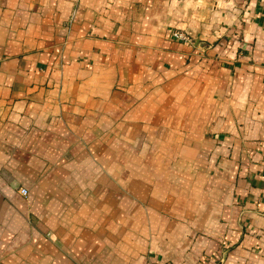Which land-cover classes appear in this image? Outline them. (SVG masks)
Here are the masks:
<instances>
[{
  "label": "crops",
  "instance_id": "0c3cea01",
  "mask_svg": "<svg viewBox=\"0 0 264 264\" xmlns=\"http://www.w3.org/2000/svg\"><path fill=\"white\" fill-rule=\"evenodd\" d=\"M0 264H264V0H0Z\"/></svg>",
  "mask_w": 264,
  "mask_h": 264
},
{
  "label": "built area",
  "instance_id": "2783aa9c",
  "mask_svg": "<svg viewBox=\"0 0 264 264\" xmlns=\"http://www.w3.org/2000/svg\"><path fill=\"white\" fill-rule=\"evenodd\" d=\"M174 36L177 37V38H180V39H183V40H186V41H191V37H189L187 34H185L184 32L182 31H179V30H175L173 32ZM20 190L25 193L27 192V189L24 188V187H21Z\"/></svg>",
  "mask_w": 264,
  "mask_h": 264
}]
</instances>
